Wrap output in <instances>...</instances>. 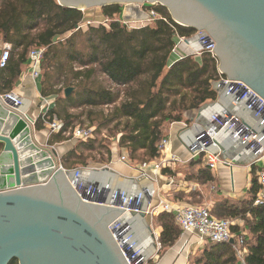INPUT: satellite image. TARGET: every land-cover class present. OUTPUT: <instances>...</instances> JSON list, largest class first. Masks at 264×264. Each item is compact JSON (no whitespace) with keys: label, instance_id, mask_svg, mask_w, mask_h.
<instances>
[{"label":"trees","instance_id":"1","mask_svg":"<svg viewBox=\"0 0 264 264\" xmlns=\"http://www.w3.org/2000/svg\"><path fill=\"white\" fill-rule=\"evenodd\" d=\"M148 11L155 14L151 21L129 29L121 22L120 6H107L102 8L107 22L87 25L83 31L82 13L61 7L56 0H0V42L11 46L7 67L0 70V94L14 90L23 66L27 65L29 52L43 48L41 73L44 82L51 79V69L63 66L70 71L74 66L78 68L74 73L77 84L83 76L105 79L107 89H75L74 92L78 90L80 94L79 107L110 106L111 110L96 125V130L112 124V136L121 134L119 146L127 150L128 159L133 163L158 160V146L165 139L166 126L182 121L186 112L199 110L208 101L215 100L212 82L217 80L219 73L216 59L208 53H201L198 58H175L173 51L179 39L191 38L195 30L174 23L160 5ZM82 35L85 52L75 49L76 38ZM61 93L62 90L55 93L56 99L61 98ZM69 98L71 96L66 100ZM54 116H57L55 108L43 119L40 116L35 121V130H44V121H51ZM78 119L75 115L64 118L63 131L72 128ZM62 134L56 136L55 142L71 140V136ZM75 142L62 157L66 170L86 168V158L105 145L104 141L92 137ZM207 171H198L202 179L196 176L187 179L199 180L201 184L212 182ZM252 181L246 200L218 201L211 214L219 219H242L243 228L234 226L231 231L243 233L244 264H264V206L253 205L258 191L255 176ZM154 223L161 228V254L174 246L182 231L168 213L157 215ZM9 264L18 263L13 260ZM189 264L240 262L232 245L206 242L201 252L189 258Z\"/></svg>","mask_w":264,"mask_h":264},{"label":"water","instance_id":"2","mask_svg":"<svg viewBox=\"0 0 264 264\" xmlns=\"http://www.w3.org/2000/svg\"><path fill=\"white\" fill-rule=\"evenodd\" d=\"M56 2L80 11L82 25L106 23L102 8L113 5L120 6L124 25L146 23L151 21L148 10L160 5L174 23L195 30L183 44L192 43L198 32L206 34L214 43L218 73L243 83L264 100V0ZM201 51L200 46L184 57ZM73 91L65 88L64 97ZM212 104L203 105L198 112ZM32 124L20 107L10 108L0 100V264L13 260L18 264H128L118 245L121 230L112 233L109 227L141 220L154 238L145 202L136 197L129 201L127 196L109 200L110 192L88 194L84 179H92L91 186L100 189L103 175H114V171L84 168L77 170L76 177L74 170L58 164L55 149L36 142ZM229 135L233 137L232 132ZM215 142L225 151L217 139ZM206 150L212 153L210 148ZM229 244L234 245V240Z\"/></svg>","mask_w":264,"mask_h":264},{"label":"crops","instance_id":"3","mask_svg":"<svg viewBox=\"0 0 264 264\" xmlns=\"http://www.w3.org/2000/svg\"><path fill=\"white\" fill-rule=\"evenodd\" d=\"M3 44L0 42V49ZM176 46V49L173 51L175 58L182 59L186 54L199 48L200 44L195 39L190 44L178 42ZM192 57L198 58L199 55L195 53ZM221 78L222 76L219 74L217 80L212 82L213 89L216 92V98L213 101L207 102L213 103L212 106L203 110L201 113L198 112L199 110L188 111L184 114L182 121L174 122L166 126L165 139L169 141V145L159 155L158 160L149 162L157 163L164 161L165 166L157 174L150 173L148 178L140 177L138 167H131L127 150L119 146L121 136L119 133L116 137H112L110 148L105 150L106 152L101 151V154L105 153L104 156L106 157L104 164L86 168L99 169L109 167L113 170L115 174L103 175L101 182V186L109 187V191H112L113 194L118 189L130 196L150 192L152 195L151 201L149 204L147 201H144L147 207L155 206L159 200H163L170 203L207 206L212 211L215 203L221 200H229L236 203L246 200L255 176L253 153L240 140L233 142V137L229 135V130H218L212 117H222L228 113L235 114L243 123L251 127L257 126L258 119L254 116L253 112L245 109L244 103L235 102L234 97L226 95L224 89L216 86ZM58 90L59 87L56 80L55 82L47 84L46 81L44 82L42 76L40 79L33 81L26 65L23 66L20 78L12 92L21 100L20 108L22 115L31 119L34 123L41 115L54 108L57 115L54 117L61 121L68 115H73V111H75L74 105L70 104L66 100V97L56 99L55 93H58ZM44 99L46 102H44ZM85 109L86 125L90 129L91 127L92 129L95 127L94 116L96 114L100 120L108 114V112L101 110L103 109L102 107L93 109L85 107ZM82 121L84 123V120ZM111 129L112 124L103 127L100 130L101 136L104 139L110 140L105 135L107 132L112 133L110 132ZM33 130L36 142L44 147L55 149L58 154V164L64 168L62 165V157L75 146V139L71 138V140L57 143L55 142V138L58 134L50 136L46 128L37 131L35 130V126H33ZM208 131L214 132L216 134L215 139L225 148V151H221L219 144H217L218 147L211 149L212 153L220 152L228 164L218 162L214 169H210L206 165L207 153L192 155L190 152V147L196 141V138L201 133ZM121 157H125L128 162H122ZM141 163H135V165ZM79 169L84 168L74 170ZM200 169L203 171L205 169L208 170L207 172L213 178L212 182L201 184L199 180L193 181L187 179L188 176L190 178L196 176L198 179H202L198 176ZM168 178L172 180V184L170 185H168ZM83 182H85V186H89L94 181L86 178ZM107 198L111 200L113 196L111 197L110 194ZM155 218L156 216L151 217L154 238H152L141 220L133 223H124V227H127V231L132 236L136 247L152 264H189V258L201 252L206 244V242H199L195 236L188 237L180 235L174 246L160 254L155 237L158 235L157 242H159L161 228L155 225ZM225 220L230 221L232 227L237 226L240 230L243 228L244 224L240 218L233 221L230 219ZM239 233L243 234L241 231ZM239 233L233 234L237 235Z\"/></svg>","mask_w":264,"mask_h":264},{"label":"built area","instance_id":"4","mask_svg":"<svg viewBox=\"0 0 264 264\" xmlns=\"http://www.w3.org/2000/svg\"><path fill=\"white\" fill-rule=\"evenodd\" d=\"M148 13L151 18L155 17L154 12L151 11ZM196 35L197 41L202 47V51L198 53V55L201 53H208L214 58L212 50L214 48L213 41L210 40L206 34L201 32L196 33ZM185 40V38H180L178 42L184 43ZM44 52L45 50L43 48H37L30 51L28 54L27 67L33 81L40 78ZM10 53L11 46L3 44L2 49L0 50V70L7 67L8 60L11 56ZM216 86L224 89L226 95L234 97L235 102L244 103L245 109L253 112L254 116L258 119L257 126L251 127L243 123L235 114L228 113L224 114L222 117H212L218 130H229L232 132L234 139L240 140L243 145L247 146L252 151L254 156L253 165L255 166V178L258 186L253 205L255 207L264 206V100L251 91L246 85L238 81H229L222 77ZM0 100L10 108L21 106V100L13 92L0 94ZM44 102H46L45 99ZM47 112L41 115L42 119ZM34 124L35 122L32 126H34ZM44 125L50 136L63 132L64 135L71 136L75 140L86 141L92 137V130L90 128L75 127L63 131L64 125L62 121L55 117H53L51 121H44ZM215 137L216 134L212 131L201 133L190 147L192 155L207 153L206 165L210 169H214L218 162L228 164L220 152L214 154L206 150L207 147L210 149L218 147L215 142ZM168 145L169 141L163 139L158 146L159 155L165 151ZM121 161L128 162L125 157H121ZM136 166L140 172V177L148 178L150 173L157 174L165 164L164 161H161L157 163H141ZM74 175L76 177L78 176L77 170H74ZM170 184H172V180L168 178V185ZM108 188L109 187H102L97 189L96 187L89 185L86 188V192L90 195L93 194L97 196L100 194L108 195L110 192ZM110 194L113 198L120 197L121 199H124L127 196L129 201H131L133 197H136L138 200L141 198L143 201H147L148 204L152 199L150 192H145L144 194L140 193L136 196H130L124 192H114V194L110 192ZM145 213L149 214L151 217H155L160 213L171 214L174 217L176 225L180 227L182 236H195L201 243L211 242L229 244V241L233 239L234 245L232 246L234 247L235 253L240 264H244L243 259L246 255V249L244 247L243 234L239 233L234 235L231 231V222L225 219L215 218L207 206L186 205L159 200L157 205L147 207ZM109 230L112 233L115 230H121V240L120 242L118 241V245L123 256L127 259L128 264H152L136 247L132 236L127 231V227L116 223L111 225ZM155 240L158 250L160 251L161 246L160 243L157 242L158 235L155 237Z\"/></svg>","mask_w":264,"mask_h":264},{"label":"rangeland","instance_id":"5","mask_svg":"<svg viewBox=\"0 0 264 264\" xmlns=\"http://www.w3.org/2000/svg\"><path fill=\"white\" fill-rule=\"evenodd\" d=\"M87 25L88 24H84V25L81 24L83 31H86ZM89 25H98V24L97 23H91ZM127 25H128V28L131 29V28L142 27L143 25H145V23H130ZM75 49H80V50L85 52V39H84L83 35L79 36V37L77 36ZM56 67H58V64ZM75 69L77 70L78 68L74 66L72 71H70L69 67H66V66H63V68H60V67L55 68V70L51 69V72L49 74L52 77V79L49 82L47 81V84H49L50 82H55V80H56L58 87H59L58 91L62 90V93L60 95V97H62V98L64 97V89L66 86H68L70 88H74V91L76 88H78V89H80V88H92L95 90H99V89H103V88L107 89L109 87L107 85V82L105 81V79H103L100 76H90L87 78L83 76L82 80L78 81V84H77L76 80H74L75 79L74 73L76 71ZM41 77H42V73L40 75V78ZM74 91L70 95L71 98H69L68 101L70 104L74 105L75 111H73V115H79L78 116L79 119L77 121H75L72 129L75 127L90 128L89 126L86 125L87 124V120H86V116H85L86 115V109L84 107H79V105H78V100L80 99L79 98L80 94H78L79 91L78 90L76 92H74ZM101 110H103L105 112H109L111 110V108H110V106L109 107H103V109H101ZM94 118H95V121H94L95 127H93L94 129H92V127H91V129L94 130L93 131L94 132L93 138L97 139L98 141L99 140L104 141L105 145L103 148L102 147L98 148L95 152H93L91 155H89L86 158L87 167H95L97 165L100 166V165L104 164L106 157L104 156L105 153L101 154V151L104 152L105 150L110 148L111 140L113 137L111 133L107 132L105 136L110 140L104 139L101 136V132L96 130V125H98L101 122V120L99 119L97 114L94 116ZM82 120H84V123ZM131 167H136L135 163L131 162ZM196 206H202V205H196Z\"/></svg>","mask_w":264,"mask_h":264},{"label":"bare ground","instance_id":"6","mask_svg":"<svg viewBox=\"0 0 264 264\" xmlns=\"http://www.w3.org/2000/svg\"><path fill=\"white\" fill-rule=\"evenodd\" d=\"M140 201H143V200L140 198Z\"/></svg>","mask_w":264,"mask_h":264}]
</instances>
